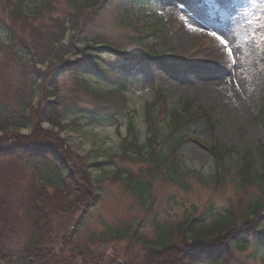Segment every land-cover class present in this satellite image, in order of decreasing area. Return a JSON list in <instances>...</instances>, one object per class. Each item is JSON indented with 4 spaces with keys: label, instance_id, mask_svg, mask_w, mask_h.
Returning <instances> with one entry per match:
<instances>
[{
    "label": "rangeland",
    "instance_id": "rangeland-1",
    "mask_svg": "<svg viewBox=\"0 0 264 264\" xmlns=\"http://www.w3.org/2000/svg\"><path fill=\"white\" fill-rule=\"evenodd\" d=\"M117 1L100 9L85 8L76 16L69 0H58L36 19H12L14 8L28 13L34 2L0 0V259L5 264H173L171 257L188 249L189 240L184 245V236L176 233L187 218L203 217L211 204L215 212L234 204L243 224L244 205L257 193L256 188H238L236 172L246 149L256 154L264 145V0H138L143 5L139 13L151 18L144 23L141 18L136 22L118 18ZM71 15L76 16L77 26L74 32L68 28L64 36L67 54L57 56L41 75L40 91L32 96L33 71L41 68L37 67L41 57L35 68L21 59V53L25 49L33 56L32 48L38 55L43 52L35 42L38 35L48 42L60 34V23ZM9 29L14 35L8 40ZM136 32L143 39L137 40ZM102 42L138 53L153 45L160 54L150 70L142 67L132 75L126 97L117 98L99 78H86L88 89L70 73L54 78L59 65L84 57L80 49ZM212 54L218 56L211 58ZM156 89L165 90L169 110L183 109L192 101L194 111L185 130L192 140L170 155L168 169L160 172H153V165L134 162L122 148L123 142L129 147L133 139L129 140L131 124L140 142L147 137L145 108ZM57 100L62 121L51 130H46L47 124L20 130L3 119L19 115L29 103L30 113H39L37 119L43 120V106ZM67 103L84 108L114 103L117 110L123 105L125 109L117 120L93 124L82 120L84 126L78 122L72 126L80 113L64 112ZM166 120L161 114L158 122L163 128ZM63 124L68 126L62 128ZM155 141L152 151L158 159L167 148L161 138ZM219 145L232 149L223 169H218L214 154ZM173 166L175 179L168 172ZM57 174L66 180L60 191L55 189ZM129 177L151 182L147 197L137 195ZM38 190L46 196L45 202L39 198L36 203L43 216L30 222L27 217L40 210L28 215L26 203ZM65 191L67 207L59 201ZM97 195L98 204L85 209ZM163 227L176 234L171 246L152 248ZM31 240L34 256L23 259ZM250 246L247 252L233 248L229 264L243 263L255 242ZM248 264H264V260Z\"/></svg>",
    "mask_w": 264,
    "mask_h": 264
},
{
    "label": "trees",
    "instance_id": "trees-1",
    "mask_svg": "<svg viewBox=\"0 0 264 264\" xmlns=\"http://www.w3.org/2000/svg\"><path fill=\"white\" fill-rule=\"evenodd\" d=\"M34 2L31 11L25 13L22 9H13L11 18L17 19L19 17L30 16L34 19L38 18V16L44 14L46 9H50L58 0H32ZM82 1V2H81ZM112 2L113 0H69V3L72 5V13L75 11V15L79 16L85 8L89 9H100L105 4ZM11 2V0H10ZM17 8V6H16ZM117 16L118 18L121 17L123 21H130L133 20L136 22L135 18H139L140 16L136 12V8L128 3L127 0H118L117 1ZM76 16L71 15L65 21L60 23V34L51 38H48V42H44V37L42 35H38L35 42L37 44L42 45L43 52L38 55V51L34 50L32 47V51L34 52L33 56L30 58L26 57L23 53H21V59H26L25 61L28 63H33L34 67L36 68L37 60L39 61L38 57H41V63L45 64L46 61H50V64L46 62L47 69L50 68L52 63L54 64L57 56L63 57V54L66 50V47L63 39L66 35L68 28L73 32L77 26V19ZM139 16V17H138ZM132 17V18H130ZM32 20V19H31ZM68 20V21H67ZM67 22H70L67 23ZM141 22V21H139ZM71 25V26H70ZM70 26V27H69ZM30 30H35L33 27L34 25H28ZM14 30V29H13ZM137 31V30H136ZM140 31V28H138ZM137 31V32H138ZM136 32V33H137ZM14 35V32L9 29L6 31V39H12L11 35ZM71 37L73 34H70ZM142 34L134 35L137 37V40L143 39ZM87 40V44H88ZM143 41H141L140 47L142 49ZM61 45V47H59ZM122 46L116 45H102V46H84L83 49H80L84 57L79 58L76 61H67L59 65L56 69V73L54 74V78H57L61 74L70 73L74 78L75 77H92L96 76L97 78H102L105 82L108 83L109 87L111 88L110 91L114 94L117 98L125 97V92L127 91L128 85L130 83V79L132 76V70L134 64L137 62L136 60L140 61L141 63H145L149 58L155 56L156 50L153 52L151 51L153 45H150V48L145 52L142 53L140 56H137L138 59H134L133 53L127 51L125 48H121ZM124 49V50H123ZM25 53L30 52L28 50H23ZM111 54L114 56V60L105 61V63H101V57L107 56ZM34 57V59H33ZM143 60V61H142ZM39 61V63H40ZM41 69H35L33 72L34 75V84L32 86V96H37L38 92L40 91L41 85V75L47 71ZM43 76V75H42ZM85 85V83H84ZM30 86V87H31ZM85 88H87L85 86ZM88 89V88H87ZM164 90L158 89L157 95L154 96L152 102H150L145 108V119L149 126V130L147 132V137L144 139L143 142L139 141L137 136L134 124H131V128L129 130V140L131 144L129 147L122 144L123 154L127 155L129 158H132L134 162L142 163L147 167L154 168L153 172H160L163 168H167V159L170 155H174L176 151L180 150L184 142L183 134L186 128L191 124L189 118L192 116V101H187L185 107L182 110H173L169 118L164 122L166 124V128H163L162 124L158 122L159 117L161 114L165 116V109H164V100L165 94H163ZM99 96H104L105 94L95 93ZM50 94V93H49ZM51 96H55L54 94ZM31 97V96H30ZM101 100V98H100ZM126 100H124L125 102ZM128 102V101H127ZM60 103L61 101H48L46 105H44V113L45 118L37 119V117L41 116L39 113H30L29 103L23 105L21 107V113L19 115L7 116L3 118L6 120L8 124L14 125L16 128L25 127L31 125H39L41 126L42 121L48 122L49 124L54 126H60L62 121L60 114ZM98 108H84L78 106L76 103L70 105L67 103L66 107H64V112L68 111V113H80L71 123V125H75L77 122L84 126L82 120H86L87 123L85 124H93L104 120H117V116L120 114L122 110L125 109V106L119 107V110L116 109L117 105L114 103H105L103 105L97 104ZM8 107V106H7ZM9 108V107H8ZM123 108V109H122ZM6 110V109H5ZM49 114L47 115L46 113ZM1 117V116H0ZM42 120V121H41ZM1 122V120H0ZM68 125H61L62 128H66ZM6 129V128H4ZM183 130L181 136H178V131ZM155 138H161L165 144V148L162 149V153L158 155V159L156 154L152 151H155L156 148V141ZM229 151V150H226ZM39 154V152H36ZM50 154L52 153L49 152ZM228 153V152H227ZM244 155L240 159V164L237 170V187L242 189H253L256 188V195H254L253 200L251 203L244 205L245 211L243 209V224L239 223V215L240 212L234 207V204H230L227 206L223 211L215 212L214 205L211 204L209 209L206 211V215L203 217H191L187 218L181 225H179L176 229V233L181 234L184 236L183 244L185 245L186 241L189 240L187 246L188 249H184L183 252H180L181 255L171 257L170 262H174L173 264H229L231 257H232V249H238L243 252H247L250 248V243L248 242V236L253 235L254 240L256 242V246L249 252L250 255L246 256V260L243 261L241 264H248V261H255L258 258L264 259V145L260 149H257V153L254 154L251 150L246 149L243 153ZM254 154V156H253ZM217 155L220 157V152H217ZM35 156V155H34ZM219 160V167L224 168L223 158H218ZM170 171H173L174 175L170 174ZM169 176L172 179H175V171H177L176 167H172L170 169ZM118 176V175H117ZM131 177L128 178V184H133L132 188L137 193V195L142 197H147V194L150 193L151 190V182L149 181H140L135 180ZM213 181L218 182L217 178L215 177ZM66 184V180L62 179L60 175L57 174V183L55 184V189L61 190ZM66 188V186H65ZM247 191V190H245ZM2 201L1 205L3 206L4 197H6V190L3 195H1ZM46 198L44 192L38 190L30 198L28 199L27 209L28 215L30 213L41 212L40 208L36 207V203L39 202L38 199ZM146 199V198H144ZM67 207L68 200L66 199V191L65 195L59 198V201ZM43 202H45L43 200ZM99 202V197L97 195L93 201L89 202L86 205L85 209H91ZM238 205V203H236ZM87 210V211H88ZM86 211V212H87ZM2 215L5 213L2 211ZM33 217H27L30 222H32V218L34 222L36 221L35 217H39V215L43 216L42 213L38 214ZM208 214L211 215V221L207 222ZM26 218V220H27ZM5 227V226H4ZM7 229V227H5ZM176 234H172V230L169 227L162 228L158 234V237L155 239L156 241L152 242L151 247L158 249H166L171 246ZM178 238V237H177ZM192 240V241H191ZM192 243V245H191ZM35 244L34 240H31L26 248V253L23 256V259H26L27 256H34L32 253L33 246ZM182 244V245H183ZM183 245V246H184ZM191 245V247H190ZM2 246L0 245V258L2 252ZM182 249V247L180 248ZM10 252V251H7ZM210 262V263H209ZM0 264H5L1 262Z\"/></svg>",
    "mask_w": 264,
    "mask_h": 264
},
{
    "label": "bare ground",
    "instance_id": "bare-ground-1",
    "mask_svg": "<svg viewBox=\"0 0 264 264\" xmlns=\"http://www.w3.org/2000/svg\"><path fill=\"white\" fill-rule=\"evenodd\" d=\"M210 53H211V52H210ZM217 56H218L217 54H214V55L212 54V55H211V58H216Z\"/></svg>",
    "mask_w": 264,
    "mask_h": 264
}]
</instances>
